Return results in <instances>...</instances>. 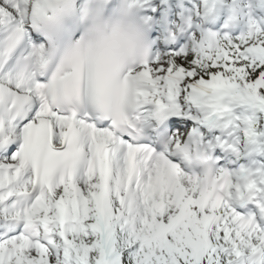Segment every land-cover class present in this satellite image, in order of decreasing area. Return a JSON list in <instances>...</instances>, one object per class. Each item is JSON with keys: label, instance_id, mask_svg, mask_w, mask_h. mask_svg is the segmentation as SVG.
<instances>
[{"label": "snow or ice", "instance_id": "1", "mask_svg": "<svg viewBox=\"0 0 264 264\" xmlns=\"http://www.w3.org/2000/svg\"><path fill=\"white\" fill-rule=\"evenodd\" d=\"M0 264H264V0H0Z\"/></svg>", "mask_w": 264, "mask_h": 264}]
</instances>
